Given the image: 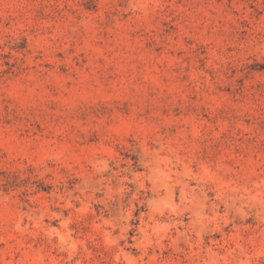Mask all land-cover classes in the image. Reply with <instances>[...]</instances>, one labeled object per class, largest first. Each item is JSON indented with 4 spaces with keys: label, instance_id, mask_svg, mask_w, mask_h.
I'll return each mask as SVG.
<instances>
[{
    "label": "rangeland",
    "instance_id": "obj_1",
    "mask_svg": "<svg viewBox=\"0 0 264 264\" xmlns=\"http://www.w3.org/2000/svg\"><path fill=\"white\" fill-rule=\"evenodd\" d=\"M0 264H264V0H0Z\"/></svg>",
    "mask_w": 264,
    "mask_h": 264
}]
</instances>
